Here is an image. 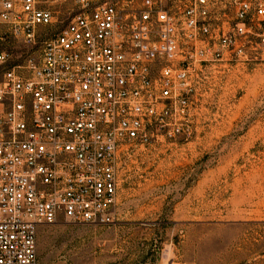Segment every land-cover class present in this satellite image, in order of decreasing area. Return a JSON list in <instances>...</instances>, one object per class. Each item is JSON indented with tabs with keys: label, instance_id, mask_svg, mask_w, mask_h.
Returning <instances> with one entry per match:
<instances>
[{
	"label": "built area",
	"instance_id": "2783aa9c",
	"mask_svg": "<svg viewBox=\"0 0 264 264\" xmlns=\"http://www.w3.org/2000/svg\"><path fill=\"white\" fill-rule=\"evenodd\" d=\"M261 62L264 0H0V264H40L43 226L114 224L125 151L189 139L198 92Z\"/></svg>",
	"mask_w": 264,
	"mask_h": 264
},
{
	"label": "rangeland",
	"instance_id": "374dc122",
	"mask_svg": "<svg viewBox=\"0 0 264 264\" xmlns=\"http://www.w3.org/2000/svg\"><path fill=\"white\" fill-rule=\"evenodd\" d=\"M74 7L52 6L59 22L37 47L10 49L14 64ZM198 101L192 137L122 155L116 222L41 227L40 264H264V62L219 72Z\"/></svg>",
	"mask_w": 264,
	"mask_h": 264
}]
</instances>
